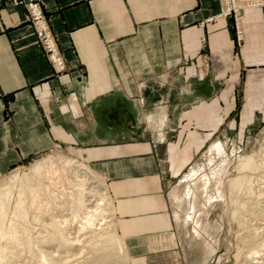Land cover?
Listing matches in <instances>:
<instances>
[{"label": "crops", "instance_id": "0c3cea01", "mask_svg": "<svg viewBox=\"0 0 264 264\" xmlns=\"http://www.w3.org/2000/svg\"><path fill=\"white\" fill-rule=\"evenodd\" d=\"M227 1L42 0L67 62L59 73L25 7L0 0V174L53 146L78 147L108 183L128 256L182 258L171 250L179 220L163 164L174 132L190 129L192 114L206 123L208 98H221L207 85L223 77L241 76L245 98L264 97V0H235L237 54Z\"/></svg>", "mask_w": 264, "mask_h": 264}, {"label": "rangeland", "instance_id": "374dc122", "mask_svg": "<svg viewBox=\"0 0 264 264\" xmlns=\"http://www.w3.org/2000/svg\"><path fill=\"white\" fill-rule=\"evenodd\" d=\"M12 2L22 4L25 7L31 29L37 37L38 45L45 52L49 62L58 68L59 73L65 72L68 68L66 58L60 49L58 38L51 28L42 0H12ZM36 4L42 11L44 18H46L45 21L49 26L53 40L56 42V48L63 65L56 63L54 52L48 49L47 39H43L37 31L34 8ZM226 7V10H223L224 14H233L236 41L235 53L237 54L240 53V49L244 45L243 30L239 27L243 8L235 0L231 3L227 1ZM230 70L233 71L234 68ZM239 78L238 83L228 82L223 77L221 83L207 85L210 95L217 91V94L221 97L220 100L217 99L215 101L217 105H215V102L208 98L206 102L208 110L206 123L201 122L199 124V116L192 114L190 129L185 130L182 135V132L180 134L177 131L174 132L177 135L175 136L177 142L170 144L164 157L163 164L166 179L170 184L171 191L175 189L172 196L170 195L171 206L173 213L176 212L179 220L178 225L176 224L179 231L178 234L176 233L178 236L177 245L171 250L178 251L182 258L177 257L174 253H168L165 258L136 259L129 257L125 243L117 233L114 204L108 190L107 181L89 163L82 150L78 147L59 144L43 152L30 155L24 160L13 164L7 172L0 174V186L2 188L10 187L11 181L17 177L15 185L11 188L12 199L8 206L10 208L8 209V217L5 220L6 225H9V221L13 219L22 222L19 218L16 219L14 215L21 190L19 186H21V182L27 181V175L34 174L32 171L35 167H42L40 169L43 176L40 177L41 179L35 177L29 181L34 187L39 183L49 185L52 182V179L47 176V171L52 165L64 167L67 160H71L75 169L73 172H77L75 174L66 171V177L52 187L51 192H49L50 195L48 192H41L36 199H33L32 196L31 198L30 196L24 198L23 202L24 205L27 203L25 208L28 212V220L25 225L32 233L33 245L31 247L19 246L12 242L9 237L1 238L0 247L3 248V253L6 252L4 254L6 261L1 260L0 264H46L48 259L58 264H95L100 260V257H104L111 252V250L108 252L106 250L109 245L110 247L116 245L113 252L115 258L108 262L109 264H239L237 252L240 254L241 249L244 250L243 244L249 246L246 248L251 251L250 254L255 252L254 249L257 251L262 246L264 247V97L245 98V84L242 81L243 78L241 79V76ZM191 104L192 107H198V103L193 98ZM214 106H217V111L220 110L219 114L209 113L215 110ZM213 143L222 144V152L212 149ZM245 158H252L256 163V168L253 169L255 171H251L254 179L253 184L255 185L251 197L237 194V191L230 188V180L239 177L238 165ZM194 171L198 172L197 175L192 179L187 178ZM81 180H86V198L89 206L85 210H79L77 205L80 188L78 183ZM206 183H209V185ZM203 186L206 187L205 195ZM234 191L236 195L233 194ZM237 195H241V198H247L242 200L246 201L247 206L249 205L246 207L248 209H243L242 203H234ZM44 201L46 205L42 203ZM32 204H35L34 207ZM210 204L214 206L212 210H210ZM215 204L217 207H215ZM193 206L197 209L199 215L203 214L204 206H207L208 218H211L210 221H214L211 228L209 227L210 233L207 235H196L193 233L194 222L191 220L186 222L190 213L194 215ZM217 208L220 209L219 213ZM235 210H238L237 213L247 220L254 231L253 234L248 235L247 243L246 241L245 243L241 242L242 238H239L238 230L241 222L236 223L237 220H234ZM213 214L214 218L212 217ZM114 225L119 243L106 241L107 235L110 230L113 231ZM176 227L172 231H175ZM55 232L58 235H67L66 238H70H68L70 245L62 246L58 241H53L51 236ZM47 235L49 236L47 237ZM259 235L261 236L259 237ZM251 237H253V240L250 239ZM262 237L263 239H261ZM71 239L73 240L71 241ZM173 243L175 244L174 240L169 241L168 247ZM256 243L260 244L257 245ZM119 244L122 248L119 247ZM102 245L104 249H102ZM92 246L94 248H91ZM263 247L260 252L264 253ZM5 249L7 250L5 251ZM42 250L45 252L43 253ZM206 252L212 253L208 262L205 263V256L203 257V255ZM150 254L148 252L144 256ZM261 256L264 257V255ZM260 259L257 258L256 260L264 261V259ZM250 261L253 262V260Z\"/></svg>", "mask_w": 264, "mask_h": 264}, {"label": "bare ground", "instance_id": "6f19581e", "mask_svg": "<svg viewBox=\"0 0 264 264\" xmlns=\"http://www.w3.org/2000/svg\"><path fill=\"white\" fill-rule=\"evenodd\" d=\"M233 0H230L229 2L231 3ZM213 147H212V149H216L217 151H221L222 152V150H223V148H222V144H220V143H213V145H212ZM76 163V162H75ZM43 164V163H42ZM40 168H42L41 166H38L37 168L35 167V169H34V171H32L34 174H30V175H27V181L26 182H21V186H19V187H21L20 189V193H19V200L17 201V205H16V210L15 209H13V210H15V212H14V215H15V218L17 219V218H19L22 222H20V221H17V220H15V219H13L12 221H9L10 222V224L9 225H6V222H5V220H6V218L8 217V209H10V208H8V206H9V203H10V201H11V199H12V187L15 185L14 183H15V181L17 180V177H15V179L14 180H12L11 181V184H10V187H1L0 186V239L1 238H3V237H9V239L12 241V242H14V243H16L17 245H19V246H25V247H31L32 245H33V242H34V240L32 239V233H31V231H30V229L28 228V227H26V225H25V222L28 220V212H27V210H26V208H25V205L27 204H25L24 205V202H23V200H24V198H26L27 196H30V198H31V196H32V198L33 199H36L37 197H38V195H40V193L42 192H51V190H52V187L54 186V185H56L57 184V182L58 181H60V180H63L65 177H66V171L68 172V171H71V172H73L75 169L73 168V166H72V161L71 160H67V163L64 165V167H59V166H55V165H52V167L51 168H49V170L47 171V176L49 177V179H52L51 181V183L49 184V185H43L42 183H39V184H36V186L34 187L33 185H32V183L31 182H29L31 179H34L35 177H38V178H40V177H42L43 176V174H42V172H41V169ZM256 168V163L254 162V160L252 159V158H245V159H243V160H241L240 161V163H239V165H238V169H239V171H240V175H239V177H237V178H235V179H231L230 180V185H231V187L230 188H233L235 191H237V194H242V196H243V194L246 196H252L251 194H253L254 193V187H255V185L253 184V178H252V174H251V171L253 170V169H255ZM43 169H44V167H43ZM255 170H253V172H254ZM29 173H31V172H29ZM73 173H75V172H73ZM77 173V172H76ZM75 173V174H76ZM197 171H194L192 174H187L188 176H187V178L189 177V179L191 178L192 179V177H194V176H196L197 175ZM221 174V173H220ZM224 176H226L225 174H224ZM222 177V176H221ZM209 178H211V177H209ZM223 178V177H222ZM41 179V178H40ZM221 179V178H220ZM211 180V179H210ZM209 180V181H210ZM22 181V180H21ZM44 181V180H43ZM50 181V180H49ZM88 181V180H87ZM2 182V181H1ZM195 182V181H194ZM3 183V182H2ZM211 183V182H210ZM34 184V183H33ZM204 184V183H203ZM203 184H201V185H203ZM206 184H208L209 185V183H206ZM212 184V183H211ZM71 185V184H70ZM78 185L80 186V188H79V193H78V199H77V205H78V207H79V210H85V209H88V206H89V204L87 203V201H88V199L86 198V188H85V186H86V180L85 181H83V180H81L80 181V183H78ZM195 187V186H194ZM204 187L205 186H203V191H204V195H205V191H206V187H205V190H204ZM55 188V187H54ZM217 188V187H216ZM71 190V189H70ZM93 190V189H92ZM221 190V189H220ZM187 191H188V189H187ZM194 191V190H193ZM196 191V190H195ZM217 191V190H216ZM235 191H234V193L233 194H235ZM14 193V192H13ZM55 193V192H54ZM92 193V192H91ZM52 194V193H51ZM49 195H50V193H49ZM53 195V194H52ZM90 195V194H89ZM94 195V194H93ZM192 195V194H191ZM206 195H208V194H206ZM212 195V194H211ZM236 195V194H235ZM48 196V195H47ZM88 196V195H87ZM184 196V195H183ZM241 195H237V197H235V199H234V203H242V208L243 209H248V208H246V207H248L247 206V203H246V201H244V200H242L243 198H241L240 197ZM213 197V196H212ZM217 197V196H216ZM184 199V198H183ZM209 199H211L210 197H209ZM208 199V200H209ZM244 199H247V198H244ZM26 201H28V200H26ZM102 201V200H101ZM203 201V200H202ZM216 201V200H215ZM98 202V201H97ZM207 202V201H206ZM233 202V201H232ZM231 202V203H232ZM42 203H45V201L44 202H42ZM48 203V202H47ZM66 203H68V202H66ZM102 203H103V201H102ZM62 204H64V203H62ZM99 204H100V202H99ZM194 204V203H193ZM200 204V203H199ZM33 205V204H32ZM35 205V204H34ZM34 205H33V207H34ZM45 205H46V203H45ZM49 205V204H48ZM190 205V204H189ZM201 205V204H200ZM199 205V206H200ZM204 205V204H203ZM211 205V208H210V210H212V208L214 207L213 206V204H210ZM38 206H39V204H38ZM47 207V206H46ZM95 207V206H94ZM194 207V206H193ZM215 207H217L216 206V204H215ZM221 207V206H220ZM90 208V207H89ZM97 208V207H96ZM198 208V207H197ZM204 208H205V210H204V212H203V214L201 213L200 215L198 214V212H197V209L194 207V215H192L191 213L189 214V216H188V219H187V221L186 222H188V220L190 221H193L194 222V231H193V233H195L196 235H198V236H201V235H207L208 233H210V231H209V229L211 228V225H213L214 223V221H210V219L208 218L209 216H208V212L206 211L207 210V206H204ZM250 208V207H249ZM73 209V208H72ZM100 209V208H99ZM98 209V210H99ZM199 209V208H198ZM202 209V208H201ZM214 209H216V208H214ZM218 209V208H217ZM219 210L220 209H218V213H219ZM38 211V210H37ZM93 211H95V210H93ZM238 211V210H237ZM237 211L235 210L234 211V214H233V218H234V220H237V222L236 223H238V222H241L240 223V225H239V230H238V234L240 235V237L239 238H242L241 239V242L243 241L244 243H245V241H246V243L248 242V235H250V234H253L254 233V231L251 229L252 227L249 225V223L247 222V220H245L244 219V217L242 216V215H239L238 213H237ZM243 211H245V210H243ZM42 212V211H41ZM86 212H89V211H86ZM201 212V211H200ZM221 212V211H220ZM95 213V212H94ZM98 213V212H97ZM215 213H216V211H215ZM242 213V212H241ZM91 214V213H90ZM89 214V215H90ZM222 214V213H221ZM244 214V213H243ZM43 215V214H42ZM76 215V214H75ZM102 215V214H101ZM217 215V214H216ZM231 215V214H230ZM199 216V217H198ZM220 216V215H219ZM77 217V216H76ZM88 217V216H87ZM97 217H99V216H97ZM197 217V218H196ZM213 218L215 217L214 216V214H213V216H212ZM247 217V216H246ZM42 218V217H41ZM94 218V217H93ZM232 218V219H233ZM86 219V218H85ZM101 219V218H100ZM217 219V218H216ZM97 220V219H96ZM103 221V220H102ZM110 221V220H109ZM90 222V221H89ZM104 222V221H103ZM102 222V223H103ZM107 223V222H106ZM104 224V223H103ZM102 224V225H103ZM31 225V224H30ZM109 227V226H108ZM111 227H112V225H111ZM210 227V228H209ZM63 229V228H62ZM104 229V228H103ZM254 229V228H253ZM110 230V229H109ZM258 230V229H257ZM111 231V230H110ZM109 231V233H108V235H107V238H106V241H110V242H117V243H119L118 242V237H117V233L115 232V225H114V228H113V231H111L110 232ZM60 232V231H59ZM106 232V231H105ZM258 232V231H257ZM260 234V233H259ZM49 235H50V233H49ZM49 235H47V237L49 236ZM214 235V234H213ZM238 235V236H239ZM67 236V235H66ZM66 236L64 235V234H57L56 232L55 233H53V236H51L52 237V239H53V241L55 240V241H58L62 246H67V245H70L69 243V240H68V238H66ZM211 236V235H210ZM253 236V235H252ZM261 235H259V237H260ZM170 237H172V235H170L169 236V238ZM256 237H257V235H256ZM35 238V237H34ZM174 237H172V239H169V241H172V240H174L173 239ZM253 237H251L250 239L251 240H253L252 239ZM258 238V237H257ZM48 239H50V238H48ZM70 239V238H69ZM101 239V238H100ZM99 239V240H100ZM162 239V238H161ZM160 239V240H161ZM261 239H263V237L261 238ZM51 240V239H50ZM73 239H71V241H72ZM98 240V241H99ZM163 240V239H162ZM43 241V240H42ZM101 241V240H100ZM164 241V240H163ZM175 241V240H174ZM238 241V240H237ZM47 242H49V241H47ZM164 242H166V241H164ZM251 242V241H250ZM254 242V241H253ZM258 242V241H257ZM53 243V242H52ZM56 243V242H55ZM160 243H161V241H160ZM217 243V242H216ZM252 243V242H251ZM90 244V243H89ZM99 244V243H98ZM242 244V243H241ZM253 244V243H252ZM257 245L258 244H260V243H256ZM255 244V245H256ZM36 245V244H35ZM101 245V244H100ZM108 245V244H107ZM107 245H105V246H107ZM161 245V244H160ZM166 245V244H165ZM164 245V246H165ZM251 245V244H250ZM256 245V246H257ZM38 246H39V244H38ZM61 246V247H62ZM97 246V245H96ZM103 246V245H102ZM115 247H116V245H112V247H110V245H109V247L106 249V247H105V249L107 250V252L109 251V250H111V252H109L108 254H107V252H105V251H103V252H105L107 255L106 256H104V257H100V260L97 262V263H95V264H106V263H108V262H111L114 258H115V255H114V249H115ZM119 247L120 248H122V246H120V244H119ZM159 247V246H158ZM242 247L244 248V250L243 249H241V252H240V254L237 252V254H238V260L237 261H239V264H264V261H257L256 259L257 258H261L260 260H262V259H264V257H262L261 255H264V253L263 252H260V251H262V247L261 246H259V247H261V249H258L257 251L254 249V251L255 252H253V253H251L250 254V250H248L246 247H249L247 244H243L242 245ZM18 248H20V247H18ZM65 248V247H64ZM91 248H94L93 246L91 247ZM100 248H101V246H100ZM219 248V247H218ZM254 248V247H253ZM256 248V247H255ZM102 249H104V246H103V248ZM239 249V248H238ZM263 249H264V247H263ZM7 249H5V251H6ZM19 250V249H18ZM25 250V249H24ZM39 250V249H38ZM41 250V249H40ZM43 251V250H42ZM45 251H43V253H44ZM96 252V251H95ZM6 253V252H5ZM5 253H3V248H1L0 247V261L1 260H4V261H6L5 260ZM211 253L212 252H209V253H205V255H203V257H204V262L206 263V262H208V260H209V256H211ZM98 254V253H97ZM236 254V255H237ZM8 255V254H7ZM96 255V254H95ZM20 256V255H19ZM40 256V255H39ZM52 256V255H51ZM41 257V256H40ZM47 258H48V256H47ZM116 258H117V256H116ZM15 259V258H14ZM30 259V258H29ZM46 259V258H45ZM52 259H54V258H52ZM51 259V260H52ZM37 260H39V259H37ZM92 260V259H91ZM94 260H96L95 258H94ZM203 260V259H202ZM250 260H253V262H251ZM33 261V260H32ZM89 261V260H88ZM10 262V261H9ZM87 263V262H86ZM46 264H58V263H55L54 261H49V259H48V262L46 263ZM94 264V263H93ZM109 264V263H108Z\"/></svg>", "mask_w": 264, "mask_h": 264}, {"label": "built area", "instance_id": "2783aa9c", "mask_svg": "<svg viewBox=\"0 0 264 264\" xmlns=\"http://www.w3.org/2000/svg\"><path fill=\"white\" fill-rule=\"evenodd\" d=\"M15 1H19V0H15ZM34 8H35L36 20H37V21H35V23L37 25V28H38L37 31H38L39 35H42L43 39L44 38L47 39L48 49L52 50L54 52L56 63L63 65L62 59H61V57L57 51V48H56V42L53 40L49 26L47 25V23L45 21L46 18H44V16L42 15V11L38 8L37 4Z\"/></svg>", "mask_w": 264, "mask_h": 264}]
</instances>
